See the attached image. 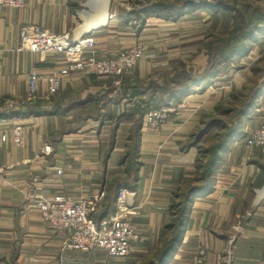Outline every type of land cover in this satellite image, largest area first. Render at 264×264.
<instances>
[{"label": "crops", "instance_id": "crops-1", "mask_svg": "<svg viewBox=\"0 0 264 264\" xmlns=\"http://www.w3.org/2000/svg\"><path fill=\"white\" fill-rule=\"evenodd\" d=\"M132 2L25 0L21 9L0 6V264H155L171 235L166 226L172 196L195 171L196 150L183 146L202 117L229 92L207 89L205 98L201 95L181 119H169L158 132L149 131L140 117L137 168L123 182L126 172L120 160L134 112L154 108L151 96H159L149 83L166 85L177 64L190 63L192 55L202 59L193 63L202 70L206 57L198 48L210 23V18L204 26L192 23L198 13L208 14L204 9L176 20L153 17L141 23L130 15ZM31 26L68 42L91 36L104 57L135 46L143 48L144 57L134 74L122 80L119 91L111 78L75 72L62 78L60 90L51 97H44L41 88L42 98L32 104L39 103L48 113L4 117L15 111L6 110L5 103L24 99L31 70L49 74L65 65L61 56L17 50L21 29ZM260 97L242 122L244 136L232 141L211 186L192 201L169 264H196L199 248L206 250L203 264H264V148L245 145L249 131L264 121V91ZM16 125L26 130L24 148L12 143ZM121 186L127 190L130 222L139 236L123 259L108 258L101 251L63 250L65 235L46 229L31 210L38 197L92 200L102 193L94 215L101 220L114 211Z\"/></svg>", "mask_w": 264, "mask_h": 264}, {"label": "trees", "instance_id": "trees-1", "mask_svg": "<svg viewBox=\"0 0 264 264\" xmlns=\"http://www.w3.org/2000/svg\"><path fill=\"white\" fill-rule=\"evenodd\" d=\"M197 9L207 10L211 14V25L198 48V52L206 57V64L202 70L192 65L186 69L185 63L180 62L166 85L159 88L150 82L149 86L152 90L159 91L158 97L151 96L156 109L177 104L196 90L202 92L213 79L230 70L231 63L236 57H246L258 39L264 37V9L256 4V0H133L130 15L141 23L153 17L171 21L193 13ZM220 21H223V24L218 29ZM260 71V68H253L256 74ZM262 89H264V81L255 82L249 88L244 85L240 91L230 96L229 101L236 102L234 106L230 107V102L228 106H223L221 103L215 105L213 112L202 117L190 134L189 141L183 148L185 150L197 148L195 171L192 178L186 181L190 183L185 194H180L178 190L172 196L169 207L170 222L166 226L171 235L164 242L161 250H158L155 264H169L175 255L192 201L211 186L222 154L235 138L242 136V122L256 107ZM38 106L39 103L27 105L26 109L9 111L10 113H5L4 117L48 113ZM144 111L137 109L134 112L135 118L133 117V125L128 133L127 150L120 160V163L126 167L123 182H126L137 168L136 147L141 129L140 117H143ZM226 116L230 117L226 118ZM214 129L216 132L213 133ZM208 133L214 138L213 144L207 147L201 146V140ZM192 179L198 181L197 186Z\"/></svg>", "mask_w": 264, "mask_h": 264}, {"label": "built area", "instance_id": "built-area-1", "mask_svg": "<svg viewBox=\"0 0 264 264\" xmlns=\"http://www.w3.org/2000/svg\"><path fill=\"white\" fill-rule=\"evenodd\" d=\"M24 5L25 0H0L2 7L21 9ZM17 50H26L41 57L61 56L65 60V65L49 74H42L36 69L31 70L28 74V87L24 99L21 102L5 103L6 110H16L40 100L41 88L44 97L55 95L60 90L62 78L75 72H90L96 76L111 78L115 91H119L122 80L134 74L137 63L144 57V50L139 46L104 57L96 51L95 41L91 36L68 42L37 26L21 29ZM190 99L184 98L177 104H169L159 109L147 108L143 116L145 127L151 132H158L169 119H181L183 115L180 112L186 108ZM11 135L15 147H25L26 130L23 126H14ZM245 145L250 149L264 148V121L258 122L249 131ZM43 150L46 153L50 152L48 147ZM126 194V188L121 186L114 211L101 220L96 219L94 215L103 197L102 193L92 200H73L64 195L51 198L38 197L32 202L31 210L40 215L46 229L65 235L63 250L80 253L101 251L108 258L123 259L130 255L132 245L139 240L130 222L129 217L133 212L127 206ZM206 258V250L199 248L196 264H203Z\"/></svg>", "mask_w": 264, "mask_h": 264}, {"label": "rangeland", "instance_id": "rangeland-1", "mask_svg": "<svg viewBox=\"0 0 264 264\" xmlns=\"http://www.w3.org/2000/svg\"><path fill=\"white\" fill-rule=\"evenodd\" d=\"M248 2H253V1H248ZM256 4L259 5L262 9H264V0H256ZM204 12H205V10H204ZM206 12H208V11H206ZM208 18H211V14L209 12H208V14L207 13H198L197 15H195L193 17L192 23H196L197 25L204 26L209 21ZM209 22L210 23H208V27L211 25V21H209ZM222 24H223V21H220L219 27H217V28L219 29ZM190 30H191V27H189L188 31H190ZM185 31L188 32L187 30H185ZM250 54H248L246 57H236L234 59V61H232V63H231L230 70H228L224 75H220L218 78L213 79V81L211 83L206 85V88L203 89L202 92H199L195 89L196 91L193 92V94L195 95L194 97H190V95L185 97L187 99L192 98V99H190L192 101H189V104L186 106L185 109H187V110L183 109L180 113H182V115H183L188 110L190 111V109H191L190 105H192V103L194 101L195 102L198 101L199 99H197V98H200L201 95H202L201 98H205V96H203V94H204V92L206 94L207 89L212 91V90H215L217 88H219L221 90L224 88L225 89L224 91H228L229 95H227V97H225L224 100H221L219 102L223 106H228V103L230 102L229 100L231 99L230 96L232 94H236L237 91H240L244 85H247V88H249L255 82L260 83L262 81V79H264V78H262V77H264V37H260L258 39V41L254 44ZM189 60H190V63H185L186 69H188V66H190V65L194 66L193 63H195V64L200 63V61L202 59H200L197 56L193 57V55H192V57H190ZM178 65L179 64H177V66ZM157 67H158V69H161V68H159L160 65ZM254 67L260 68V70H261L260 73L259 72L257 74L254 73L253 72ZM219 78L221 79V81L216 82V80ZM170 79H171V77H169L168 79L166 78L165 83H167ZM223 81H224V83H223ZM158 82H160V81H158ZM215 82H216V84H215ZM262 91H264V90H262ZM260 98L262 99V96ZM219 103H217L216 105H218ZM230 103H231L230 107L234 106L236 104L235 101L234 102L231 101ZM254 110H255V108H254ZM254 110L252 112H254ZM227 117H230V116H226V118ZM136 118H137V116H136ZM228 120H229V118H228ZM241 130L243 132L242 135L244 136V128L242 125H241ZM247 130H249V128ZM214 132H216L215 129H214L213 133ZM188 141H189V139L186 140V142H188ZM190 141H191V139H190ZM213 142H214V138L211 137V133H208L201 140V146L207 147V146H210L211 144H213ZM195 150H196L195 151L196 152L195 156H196L197 155V148H195ZM194 162H195V160H194ZM125 169H126V167H125ZM192 182L194 183L195 186L198 185V181L196 182L195 180L192 179ZM189 183L190 182H185L184 184H182V187L179 189L180 194H185L186 189L189 186Z\"/></svg>", "mask_w": 264, "mask_h": 264}, {"label": "water", "instance_id": "water-1", "mask_svg": "<svg viewBox=\"0 0 264 264\" xmlns=\"http://www.w3.org/2000/svg\"><path fill=\"white\" fill-rule=\"evenodd\" d=\"M262 78H264V77H262ZM262 81H264V79H262Z\"/></svg>", "mask_w": 264, "mask_h": 264}]
</instances>
